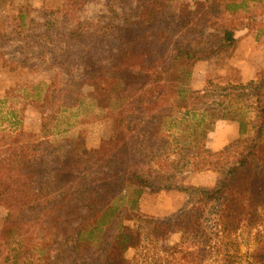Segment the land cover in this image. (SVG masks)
<instances>
[{
    "label": "trees",
    "instance_id": "16d2710c",
    "mask_svg": "<svg viewBox=\"0 0 264 264\" xmlns=\"http://www.w3.org/2000/svg\"><path fill=\"white\" fill-rule=\"evenodd\" d=\"M63 1L43 13L50 21L40 39L52 47L42 49L60 67L80 64L81 83L66 93L84 104L78 90L90 85L122 131L84 151L54 145V117L42 119L38 135L0 132V264H137L125 257L133 235L123 220L145 193L170 188L154 163L171 121L183 128L173 136L182 160L193 173H215V183L165 217L137 218L155 242L180 236L163 249L171 255L192 256V264L230 260L240 233L264 221V67L245 85L199 91L188 90L190 69L212 57L228 61L241 43L264 47V0H191L193 9L186 0H135V11L132 0H104L107 22L95 25L76 18L90 0ZM163 3L175 12L173 33L195 31L194 41L152 31L164 23ZM219 121L236 122L239 137L211 152L202 139ZM245 255L247 264H264V239Z\"/></svg>",
    "mask_w": 264,
    "mask_h": 264
},
{
    "label": "rangeland",
    "instance_id": "374dc122",
    "mask_svg": "<svg viewBox=\"0 0 264 264\" xmlns=\"http://www.w3.org/2000/svg\"><path fill=\"white\" fill-rule=\"evenodd\" d=\"M186 1L193 9L191 0ZM237 2L241 3V0ZM132 3V9L135 11V0H132ZM255 4L249 5L251 7ZM65 5L63 0H0V132L10 134L21 130L25 134L38 135L42 119L54 117L51 121L50 137L54 145L63 150L72 146L84 151L96 147L101 140L116 138L122 130L115 120V115L104 110L103 99L98 98L90 85H81L78 90L79 99L84 101V104L79 105L78 101L66 93V89L74 91L81 83L79 75L82 74L83 68L80 64L69 67L63 62L65 67H60L55 65L54 60L42 49L43 45L52 47L51 42L40 39V35L47 31L45 22L50 21L43 15L44 11H55ZM168 7L169 4L162 8L161 19L164 23H156L152 31L161 30L163 39L172 35V41H194L197 38L195 31L188 33L177 28L173 33L172 20L175 12ZM107 16L108 10L104 0H90L83 4L76 14L78 21H86L91 25L107 22ZM70 27H73V24ZM54 32L55 27L50 33L53 35ZM263 64L264 47L254 43L238 48L237 53L219 65L213 57L198 61L190 69L188 90L199 91L208 85H245L254 80L256 73L253 75V71ZM49 87L56 90L46 100ZM197 88L199 89L193 90ZM175 119L178 121L179 116ZM216 123L212 131L205 133L202 139L201 146L204 149L207 135L215 131ZM181 129L183 128L173 121L168 123V144L154 163L158 166L162 182L170 188L157 193H145L138 203V209L126 215L123 220V224L132 230L133 235L131 247L125 257L136 259L137 264L193 262L192 256L185 257L183 253L171 255V252L163 250L178 244L179 235H171L166 242H155L151 239L146 225L137 218L138 213L147 217H165L186 201L193 199L194 189L200 188L190 184L191 175L194 173L188 163L182 160V146L173 143V136ZM3 218L4 212L0 209V225ZM257 239H264V221L249 236L240 233L237 243L232 247L236 252H229L232 258L225 259L222 264L249 263V256L245 254L255 250Z\"/></svg>",
    "mask_w": 264,
    "mask_h": 264
},
{
    "label": "crops",
    "instance_id": "0c3cea01",
    "mask_svg": "<svg viewBox=\"0 0 264 264\" xmlns=\"http://www.w3.org/2000/svg\"><path fill=\"white\" fill-rule=\"evenodd\" d=\"M242 47H244V43H241L239 46V48ZM263 67L264 64L261 67L255 69V72L253 71V75L258 71H260ZM198 89L199 88L193 90H198ZM216 124L217 125L215 131L213 130V132L208 133L207 140L205 142V149L211 152L220 151L226 145H228L229 143H231L232 141L236 140L239 137V125L236 122L219 121ZM215 180H216L215 173L211 171H202V172H196L191 175L190 184L196 187H211L214 185Z\"/></svg>",
    "mask_w": 264,
    "mask_h": 264
}]
</instances>
